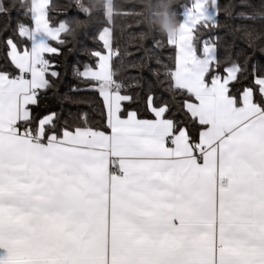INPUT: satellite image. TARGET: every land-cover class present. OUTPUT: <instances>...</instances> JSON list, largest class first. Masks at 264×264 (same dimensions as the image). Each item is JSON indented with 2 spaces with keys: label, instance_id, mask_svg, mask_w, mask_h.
<instances>
[{
  "label": "snow or ice",
  "instance_id": "1",
  "mask_svg": "<svg viewBox=\"0 0 264 264\" xmlns=\"http://www.w3.org/2000/svg\"><path fill=\"white\" fill-rule=\"evenodd\" d=\"M139 6L126 14L154 18L149 28L174 51L172 65L156 59L162 73L150 69L169 94L159 104L151 83L116 79L114 0H76L89 17L101 8L108 25L93 37L95 65L72 67L85 87L70 89L98 93L99 126L87 113L34 112L61 77L49 57L74 32L52 24L51 0H21L31 24L12 28L9 17L0 29V264H264V64L253 60L264 57V8L224 9L253 22L234 29L252 49L239 61L206 36L222 26L218 0H189L180 22L171 3ZM130 88L145 92L143 112L129 107L141 103Z\"/></svg>",
  "mask_w": 264,
  "mask_h": 264
},
{
  "label": "trees",
  "instance_id": "2",
  "mask_svg": "<svg viewBox=\"0 0 264 264\" xmlns=\"http://www.w3.org/2000/svg\"><path fill=\"white\" fill-rule=\"evenodd\" d=\"M218 2V19L222 26L207 33L206 36L218 38V54L221 57L230 52L234 60L242 61L245 54L252 55V49L249 48L243 33L234 31V29L253 22L229 18L224 9L229 4L235 5L232 9L233 16H235L240 11L248 12L253 8L257 10L264 8V4H262V0H248L252 8H242L241 0H218ZM2 3L8 9V14L0 15V29L4 27L9 17L12 28L16 27L18 21L31 24V20L23 15L21 0H2ZM84 3L91 6L95 0H84ZM114 3L118 13H121L115 15L114 23L111 25L115 36L114 47L118 48L120 52V57L114 61V65L118 68L116 79L125 85L138 82L145 88L148 83H151L158 104L161 101L169 100V94L165 90L166 85H158L156 78L150 75V69L162 73L163 69L156 63V59L159 58L165 65H172L174 51L166 45V38L150 29L147 23H137L141 17L126 14L128 11H142L139 0H114ZM160 3H169V0H153L154 5ZM170 3L172 10L176 13L177 21H182L183 8L189 3V0H170ZM51 5L53 6L50 11L52 24L58 25L60 22H67L74 32L62 37L66 40V44L62 47L63 55L49 57L53 64L59 65L57 70L61 72V77L53 81L52 89L47 93H42L39 107L34 108V112L37 114V118L50 112H57L61 120L69 121L73 117L78 118L81 113H87L93 125L99 126L102 124L103 104L98 93L94 91L71 92L70 89L73 85L81 89L85 87L84 83L73 78V65H78L81 70L86 63L94 66L95 60L88 53L89 51L102 50L101 43L94 40L93 37L102 27L108 26L103 19V10L99 7L93 8L92 15L89 17L76 7V0H51ZM77 22H80L79 25ZM255 23L257 27L261 25L260 21ZM141 33L144 34L143 38H141ZM11 34V31L4 32L5 37ZM154 40L162 41L163 47L161 49L154 48ZM54 46L56 45L54 44ZM253 60H260L261 64H264V57H261L259 52L253 56ZM4 62L2 53H0V63ZM160 79H164L162 74ZM249 83L250 80L244 81L236 87L242 88ZM137 92L141 93V103L132 104L129 107L139 108L143 112L145 92L140 88L129 89V94L134 95ZM66 96L71 99L65 98ZM72 100H76L78 103L74 104ZM180 115L178 113L176 118H180Z\"/></svg>",
  "mask_w": 264,
  "mask_h": 264
},
{
  "label": "clouds",
  "instance_id": "3",
  "mask_svg": "<svg viewBox=\"0 0 264 264\" xmlns=\"http://www.w3.org/2000/svg\"><path fill=\"white\" fill-rule=\"evenodd\" d=\"M99 2H100V0H95V3L93 5L98 4ZM80 3L84 4L85 7L89 6V4L84 3V0H80ZM169 3H170V0H169ZM147 23L149 26H151V23H152V17L151 16H149ZM166 27H174V26H166Z\"/></svg>",
  "mask_w": 264,
  "mask_h": 264
},
{
  "label": "crops",
  "instance_id": "4",
  "mask_svg": "<svg viewBox=\"0 0 264 264\" xmlns=\"http://www.w3.org/2000/svg\"><path fill=\"white\" fill-rule=\"evenodd\" d=\"M0 3H2V0H0Z\"/></svg>",
  "mask_w": 264,
  "mask_h": 264
}]
</instances>
